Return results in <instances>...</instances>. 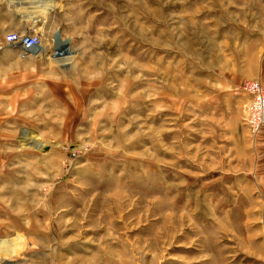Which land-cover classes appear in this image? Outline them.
<instances>
[{
  "label": "rangeland",
  "instance_id": "1",
  "mask_svg": "<svg viewBox=\"0 0 264 264\" xmlns=\"http://www.w3.org/2000/svg\"><path fill=\"white\" fill-rule=\"evenodd\" d=\"M8 21L44 46L0 29V264H264L243 90L264 87V0H0Z\"/></svg>",
  "mask_w": 264,
  "mask_h": 264
},
{
  "label": "built area",
  "instance_id": "2",
  "mask_svg": "<svg viewBox=\"0 0 264 264\" xmlns=\"http://www.w3.org/2000/svg\"><path fill=\"white\" fill-rule=\"evenodd\" d=\"M5 39L6 44L19 49L25 55L37 54L39 53L37 50L44 46L42 37L38 33L10 31ZM243 90L252 97L246 109V124L253 132H258L264 124V87L258 81H249L244 85Z\"/></svg>",
  "mask_w": 264,
  "mask_h": 264
},
{
  "label": "crops",
  "instance_id": "3",
  "mask_svg": "<svg viewBox=\"0 0 264 264\" xmlns=\"http://www.w3.org/2000/svg\"><path fill=\"white\" fill-rule=\"evenodd\" d=\"M22 2H26L28 3V0H22ZM37 8H40V4H37ZM21 13V16H23L24 14V20L26 22L32 20V22H29L30 24V28H35L34 26V23H35V20L34 19H37L36 17H38V10H35V11H32L30 13V11L28 10V6L27 4H24V10L20 11ZM11 14V13H10ZM17 15H19L18 13H16ZM23 20V19H21ZM2 30H6V31H13V30H19V26L17 24H13L12 21H8L6 23H4V25L0 28ZM21 57V56H20ZM13 63H16L17 65L18 64H21L22 66H24V71L25 70H32V71H38V68H43V67H39V63H42L40 60H37L36 58H33L31 56H26L24 58H15V60L13 61ZM51 69V68H49Z\"/></svg>",
  "mask_w": 264,
  "mask_h": 264
},
{
  "label": "bare ground",
  "instance_id": "4",
  "mask_svg": "<svg viewBox=\"0 0 264 264\" xmlns=\"http://www.w3.org/2000/svg\"><path fill=\"white\" fill-rule=\"evenodd\" d=\"M63 41H64V44L62 46H56V47L54 46L55 47L54 50L58 51L59 55L62 56V57L66 55V53H67V51L69 49L68 40L67 39L66 40L63 39ZM23 140H27V137L24 136Z\"/></svg>",
  "mask_w": 264,
  "mask_h": 264
},
{
  "label": "water",
  "instance_id": "5",
  "mask_svg": "<svg viewBox=\"0 0 264 264\" xmlns=\"http://www.w3.org/2000/svg\"><path fill=\"white\" fill-rule=\"evenodd\" d=\"M54 43H55V46H62L64 44L60 31L56 32Z\"/></svg>",
  "mask_w": 264,
  "mask_h": 264
}]
</instances>
